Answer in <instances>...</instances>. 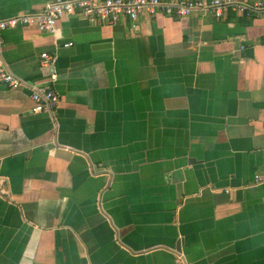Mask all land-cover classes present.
I'll list each match as a JSON object with an SVG mask.
<instances>
[{
    "label": "crops",
    "instance_id": "1",
    "mask_svg": "<svg viewBox=\"0 0 264 264\" xmlns=\"http://www.w3.org/2000/svg\"><path fill=\"white\" fill-rule=\"evenodd\" d=\"M134 26L3 32L8 71L60 101L35 114L0 82V264H264V18Z\"/></svg>",
    "mask_w": 264,
    "mask_h": 264
},
{
    "label": "built area",
    "instance_id": "2",
    "mask_svg": "<svg viewBox=\"0 0 264 264\" xmlns=\"http://www.w3.org/2000/svg\"><path fill=\"white\" fill-rule=\"evenodd\" d=\"M158 13L178 19L195 13H209L216 19H222L228 14L264 18V0H257L252 4L242 0H52L39 12L18 14L0 20V82L11 90L27 89L33 102L32 112L53 118L60 101L59 95L46 84L29 83L8 71L1 58V50L5 45L3 32L17 27H34L41 34L53 35L58 21L72 15L82 17L91 25L115 26L127 19L135 27L140 15ZM71 46L72 43L63 45L64 48ZM40 57L43 67L53 64L55 60L45 53ZM261 184H264V176H255L253 185ZM175 264H184L183 259L177 258Z\"/></svg>",
    "mask_w": 264,
    "mask_h": 264
}]
</instances>
